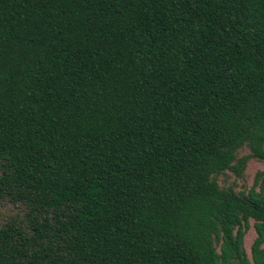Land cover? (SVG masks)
I'll use <instances>...</instances> for the list:
<instances>
[{"label": "trees", "instance_id": "trees-1", "mask_svg": "<svg viewBox=\"0 0 264 264\" xmlns=\"http://www.w3.org/2000/svg\"><path fill=\"white\" fill-rule=\"evenodd\" d=\"M248 158L264 0H0V264H264Z\"/></svg>", "mask_w": 264, "mask_h": 264}, {"label": "rangeland", "instance_id": "rangeland-1", "mask_svg": "<svg viewBox=\"0 0 264 264\" xmlns=\"http://www.w3.org/2000/svg\"><path fill=\"white\" fill-rule=\"evenodd\" d=\"M247 148L241 146L236 151V157L247 154ZM264 170V161L256 160L254 158H248L238 176H236L230 170H225L223 174L216 177V181L220 186H230L234 191L241 192L246 191L253 182V178L256 172ZM11 208L0 207V220L4 219L7 214L11 213ZM255 236L254 229L252 227V220L249 219V225L244 232L242 242L246 255L249 257V247Z\"/></svg>", "mask_w": 264, "mask_h": 264}]
</instances>
